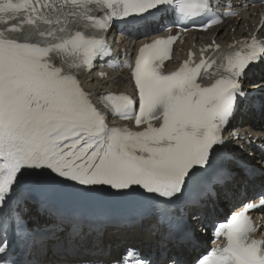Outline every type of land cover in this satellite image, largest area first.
Here are the masks:
<instances>
[{
    "label": "snow or ice",
    "instance_id": "snow-or-ice-1",
    "mask_svg": "<svg viewBox=\"0 0 264 264\" xmlns=\"http://www.w3.org/2000/svg\"><path fill=\"white\" fill-rule=\"evenodd\" d=\"M232 7L229 0H0V264H264V238H255L248 215L264 207V192L259 205L245 203L213 224L216 247L186 258L197 233L207 231L218 189L234 179L216 161L227 125L250 102L244 85L251 66L264 62V41H240L211 73L216 61L202 51L199 63L190 53L165 74L161 65L176 37L144 44L129 66L138 100L98 96L113 116L143 126L139 131L109 127L79 82L109 52L105 33L113 20L178 9L177 23L200 20L195 26L207 30L235 15L219 11ZM256 103L264 110V100ZM223 161L236 163L229 153ZM240 175L264 181V169L252 165ZM64 190L119 198L137 215L65 209L35 195ZM129 221L144 225L154 245L116 258L105 236Z\"/></svg>",
    "mask_w": 264,
    "mask_h": 264
},
{
    "label": "bare ground",
    "instance_id": "bare-ground-1",
    "mask_svg": "<svg viewBox=\"0 0 264 264\" xmlns=\"http://www.w3.org/2000/svg\"><path fill=\"white\" fill-rule=\"evenodd\" d=\"M262 13L264 14V9L261 10ZM256 10L255 9H250L247 12H245L244 17L241 19V21L239 22V25H235V20H229L228 24H227V32L224 33L219 32L217 33V29L212 30L211 32L208 33V36L206 37V39H209L212 35L216 34L215 39L217 41H219L220 43L222 42H226L227 40H229V38L231 36H241L243 34V27H245L246 25H248L249 23L253 22V21H257L259 17H257L255 15ZM257 22H255L256 24ZM231 27H236V30H234L233 33H230V28ZM260 35L264 36V25L263 27L260 29V31L258 32ZM201 40V39H199ZM198 40V41H199ZM171 67V66H170ZM263 69V68H262ZM262 69L259 72V75L262 74ZM261 79H259L257 84L255 85H245L246 89H254V88H258V87H262L264 85V81H261ZM255 83V82H253ZM83 86L88 89V90H93L94 94L97 95L99 93H103L104 91H106L107 89H124L128 87V79L125 75H121L120 77H116L114 81L112 82H108V81H97L94 79L92 74L86 75L83 77ZM246 122H249V120H247ZM240 179H235L229 186L224 187L220 194H221V198L219 201V206L221 208H223L224 204V200H230V201H234L236 199L239 198V192H238V188L240 187ZM241 206V205H240ZM121 240H127V239H110L109 241H107L106 243H111L113 245V253H114V247L121 241Z\"/></svg>",
    "mask_w": 264,
    "mask_h": 264
}]
</instances>
